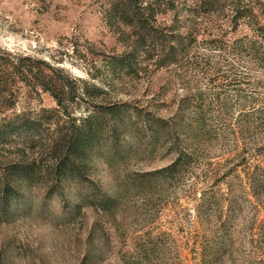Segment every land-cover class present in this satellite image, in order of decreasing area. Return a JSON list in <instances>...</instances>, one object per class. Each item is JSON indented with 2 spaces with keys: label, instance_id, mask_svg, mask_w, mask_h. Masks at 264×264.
<instances>
[{
  "label": "rangeland",
  "instance_id": "obj_1",
  "mask_svg": "<svg viewBox=\"0 0 264 264\" xmlns=\"http://www.w3.org/2000/svg\"><path fill=\"white\" fill-rule=\"evenodd\" d=\"M175 3L186 23L187 1ZM106 7L0 0V57L43 59L107 89L103 105L125 103L118 135L91 149L86 180H64L59 194L38 182L0 205V264H264V37L224 8L175 61L158 44L119 75L109 56L125 48ZM172 12L156 18L169 25ZM8 83L13 104L0 116L54 106Z\"/></svg>",
  "mask_w": 264,
  "mask_h": 264
},
{
  "label": "trees",
  "instance_id": "obj_2",
  "mask_svg": "<svg viewBox=\"0 0 264 264\" xmlns=\"http://www.w3.org/2000/svg\"><path fill=\"white\" fill-rule=\"evenodd\" d=\"M185 1L187 22L178 23L175 0H107L104 17L125 48L109 56L114 71L119 75L135 71L138 57L158 44L168 50L169 61H175L173 52L181 41L194 37L200 27L206 25V29L224 8L235 27L246 21L254 36L264 37V1ZM159 5L164 6L159 9ZM164 11L175 12L169 25L156 18ZM10 80L46 92L54 106L0 116V205L4 206L38 182L45 194H59L64 180H86L91 149L105 137L118 135L119 118L125 109L124 102L103 105L107 89L75 78L43 59L24 55L0 57V113L13 104L6 100ZM80 104L88 111L76 116L74 109Z\"/></svg>",
  "mask_w": 264,
  "mask_h": 264
}]
</instances>
